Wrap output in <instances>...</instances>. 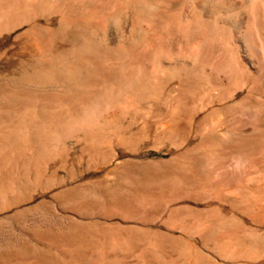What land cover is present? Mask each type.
<instances>
[{"label": "bare ground", "instance_id": "6f19581e", "mask_svg": "<svg viewBox=\"0 0 264 264\" xmlns=\"http://www.w3.org/2000/svg\"><path fill=\"white\" fill-rule=\"evenodd\" d=\"M6 42L0 216L57 192L68 230L0 264H264V0H0ZM73 140L114 190L67 189Z\"/></svg>", "mask_w": 264, "mask_h": 264}, {"label": "rangeland", "instance_id": "374dc122", "mask_svg": "<svg viewBox=\"0 0 264 264\" xmlns=\"http://www.w3.org/2000/svg\"><path fill=\"white\" fill-rule=\"evenodd\" d=\"M6 43L0 44V46L5 49V50L4 49L3 50L0 49V61H1L0 62V75L1 74H5V73H10V71L12 70V69H10V67L12 66V62H11L12 60L11 61L7 60V58H9V56L12 57V56H14L17 53L16 52L17 51L16 48H15L16 50L14 48L12 49V47H10L9 43H7V44ZM5 45H6V47H5ZM10 48L13 50L12 52H10V50H7V49H10ZM6 51H7V53H6ZM4 53L6 54V56H5ZM9 53H10V55H9ZM71 142H72V144H71ZM150 144L152 145L153 143H149L147 145L144 144L141 147L146 146L145 148H142V150H141V147H140V148H137V150L135 149V151L145 152L147 150H150L151 151V156L149 157V161L154 160L152 162H157L158 159L159 160L168 159V155H167L168 154L167 153L168 150L167 149L164 148L163 150H161V151L159 150L158 151L156 148H155L156 150L154 149V147H155L154 145L152 147H150L151 146ZM148 146L151 149H148L147 148ZM83 148L84 147H83L82 144L80 146V143H78V142H76L74 140L70 141L67 144V149L70 150V153L68 152L69 150H66V153H68L66 155V163L56 162L55 163L56 165L53 164L54 167L52 166L53 171L55 169L56 172H58L59 169H60V171L58 173H56L55 171L54 172L57 175L59 174L60 178L63 177L62 179L65 181L67 189L70 190V191L72 190L73 194H76L79 191V186H82V185H85V184H89L91 186H95V184H93L92 181L93 182L94 181L101 182L102 184L105 183L104 185H110V186H112V187L109 186L110 190H114L113 187H115V185H112V184H113V180L115 179V176H113L114 179H112L111 178L112 174L109 175L110 178H111V181L110 180L107 181V178L109 179V176L106 175V174H104L106 177L101 174L102 176H104V178L101 175L98 176V178L92 176L93 175L92 172L88 169L89 158H87V156H85L83 153H81L84 150ZM80 153H81V155H80ZM117 153L119 154V158H120L119 161L126 162L130 158V156H129L130 152L129 151H126V150L123 151V149H118ZM69 155H70V157H69ZM82 157H83V159H82ZM111 162L114 163L112 160H110V161H108V164L109 165L112 164ZM60 164H62V166H63L62 168H61ZM63 164H65L66 166L64 167ZM58 166H60V167H58ZM84 166H85V168H84ZM56 167L58 169H56ZM88 180H89V182H88ZM72 187H73V189H72ZM39 194H41V195H39ZM46 194H48V195H46ZM46 194L38 193V195L36 194L35 196H33L34 197L33 200L31 199L29 201V204L31 206H28V204H27L28 202H26V204L23 205L24 207L21 206L22 208H20L18 210H15L14 212L11 211L12 213L9 212L7 214H3L2 216H0V219H1L0 220V254L2 253L1 250H4L2 248H5L4 251H6L5 253H3L4 255L3 254L0 255V260L6 259L8 257L7 250H13L14 248H17V244H19V242L21 244L18 245V248H20L22 246L23 247L28 246L29 248H31L30 249L31 252L32 251L35 252L36 243L32 242L33 240L29 236V234H33L34 232L35 233L43 232L44 234H48V233H51L53 230L55 232L56 231H62V230H68V228H67L68 220L66 219L65 215L61 211L59 200H58L59 197H56L57 195L59 196V194L57 192H52V193L49 192V193H46ZM81 195H85V196H79L81 198L89 197L90 199H93L95 201H97V199H99L97 196H95V193L93 191H90V193L83 192ZM56 201H58V202H56ZM45 202H47V203L50 202V203L47 206H45L46 205ZM25 205H27V206H25ZM49 206L51 208L50 211H49V208H48ZM23 208L26 211H24ZM27 208L29 210H27ZM20 210H22V211H20ZM15 212H17V214L13 215V213H15ZM10 214L13 215L14 218ZM25 215H26V218H25ZM45 216H46V218H45ZM11 217H12V219H10ZM21 217H22V219L24 218L23 220L21 219V222H23V224H21L20 223V219H18V218H21ZM44 218L46 219V221H45ZM14 220H17V222L14 221ZM25 223L27 225H25ZM20 224H21L22 227H20ZM38 224H40L41 226L39 227ZM36 226H38L37 227L38 230H36L37 229ZM53 227H54V229H53ZM22 228H23V230H22ZM26 228H28V231L30 230V232H28ZM25 229H26L27 233L24 232ZM32 229H33V231H32ZM41 229H42V231H41ZM34 230H36V231H34ZM46 230H47L48 233L46 232ZM26 236H27V238H25ZM22 241H23V243H22ZM29 241H30L31 244H29ZM15 243H16V245H15ZM12 244L15 245L16 247H14ZM33 245H35V246L33 247Z\"/></svg>", "mask_w": 264, "mask_h": 264}]
</instances>
